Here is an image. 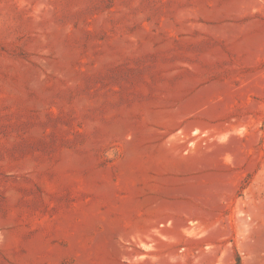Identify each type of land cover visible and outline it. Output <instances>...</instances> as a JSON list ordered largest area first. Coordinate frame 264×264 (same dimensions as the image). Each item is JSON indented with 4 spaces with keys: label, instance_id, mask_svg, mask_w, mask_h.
<instances>
[{
    "label": "rangeland",
    "instance_id": "obj_1",
    "mask_svg": "<svg viewBox=\"0 0 264 264\" xmlns=\"http://www.w3.org/2000/svg\"><path fill=\"white\" fill-rule=\"evenodd\" d=\"M0 264H264V0H0Z\"/></svg>",
    "mask_w": 264,
    "mask_h": 264
}]
</instances>
